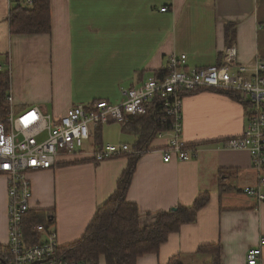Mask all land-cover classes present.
<instances>
[{"label":"crops","instance_id":"obj_1","mask_svg":"<svg viewBox=\"0 0 264 264\" xmlns=\"http://www.w3.org/2000/svg\"><path fill=\"white\" fill-rule=\"evenodd\" d=\"M14 2L0 0V63L17 110L38 105L61 116L79 103H118L122 88L148 80L175 53L186 54L187 68L222 65L231 44L243 63L264 60V0H51V32L33 34L11 33ZM229 24L236 30L232 41ZM183 114L182 138L196 146L197 155L164 162L156 149L169 137L155 138L153 149L138 161L127 200L138 206L144 227L159 211L191 206L204 192L209 199L195 221L183 224L159 253L145 254L137 264H168L175 255L183 264H207L212 255L199 249L208 244L221 246L222 264H248L247 252L264 238V200L244 188L258 186L260 176L248 149L224 145L226 138L244 131L248 106L225 92L204 89L184 97ZM97 129L80 152L29 173L31 210L55 216L40 239L50 229L61 246L79 240L115 192L128 156L98 163L93 152L105 143L132 147L137 137L123 125L113 136L101 126L96 142ZM8 239V180L0 174V243ZM99 264H106L104 256ZM259 264H264V246Z\"/></svg>","mask_w":264,"mask_h":264},{"label":"built area","instance_id":"obj_2","mask_svg":"<svg viewBox=\"0 0 264 264\" xmlns=\"http://www.w3.org/2000/svg\"><path fill=\"white\" fill-rule=\"evenodd\" d=\"M33 5V0H26ZM168 8H161L165 12ZM186 54H172L167 72L155 75L141 84L122 88V100L113 103L105 99L71 106L61 116L45 112L40 106L17 110L13 93H6L8 107L0 113V174L8 180V231L6 244L0 243V264H95V261L71 259L60 245L57 232L47 230L39 242L26 240L24 222L31 210L33 189L29 173L52 168L62 155H74L83 149L93 129L119 122L123 126L134 116L147 114L149 105L158 98L162 107L157 119H171L170 129L158 137H169L162 152L164 162L188 160L197 155V148L185 142L183 133L184 97L198 90L235 91L248 106V117L241 134L226 138L224 145L233 149H248L253 167L259 172V185L247 186L244 192L264 200V60L248 65L238 60L235 44L226 47L224 63L206 67H186ZM5 67L0 63V72ZM131 153L127 143L101 144L93 152L97 162L124 153ZM38 226L37 232H46ZM264 238L247 252L248 264H259Z\"/></svg>","mask_w":264,"mask_h":264},{"label":"trees","instance_id":"obj_3","mask_svg":"<svg viewBox=\"0 0 264 264\" xmlns=\"http://www.w3.org/2000/svg\"><path fill=\"white\" fill-rule=\"evenodd\" d=\"M25 1L16 0L11 7L9 13L11 33H50L52 30L51 0H33L31 6L26 5ZM235 31L234 24L227 26V37L230 41L235 38ZM166 72L165 66L155 75H162ZM8 87V77L4 71L0 72L1 114H4L8 107L6 100ZM222 92L241 100L235 91ZM161 107L159 99H154L149 105L147 114L134 116L125 126L128 131L136 135L137 140L132 145L133 152L116 157L128 156V165L118 180L115 192L97 210L83 236L71 244L62 246L71 259L93 260L95 264H99L100 257L104 256L106 264H137L139 257L148 253H159L169 235L179 231L183 224L195 221L199 209L208 201L209 193L204 192L193 205H178L167 211H159L152 224L142 227L138 206L127 200V194L141 155L153 149L151 144L158 137L159 132H166L170 129L171 119H167L165 122L157 119ZM100 128L101 126L97 129L98 133L96 132V142L100 138ZM94 161L97 162L95 159ZM53 223H55L53 213H48L44 209L30 210L26 214L24 222L26 240L31 243L39 242L37 227L41 225L48 228ZM199 252H208L212 255V260L207 264H222L219 244L201 246ZM168 264L183 263L180 256L175 255L170 258Z\"/></svg>","mask_w":264,"mask_h":264},{"label":"rangeland","instance_id":"obj_4","mask_svg":"<svg viewBox=\"0 0 264 264\" xmlns=\"http://www.w3.org/2000/svg\"><path fill=\"white\" fill-rule=\"evenodd\" d=\"M152 77V76H151ZM125 87H128L127 85L125 86ZM33 105H31V106H28V107H25V108H29V107H32ZM121 127H122V124L121 123H119V122H115V123H110V124H104L103 125V128H104V130H105V133L107 134V135H109V136H113V135H115V134H117L118 133V131L121 129ZM129 140L131 141V143L132 142H134V137L133 136H130L129 135ZM94 140V139H93ZM93 140H91L92 142H93ZM98 142H99V140H98ZM88 144H90V142H88Z\"/></svg>","mask_w":264,"mask_h":264}]
</instances>
